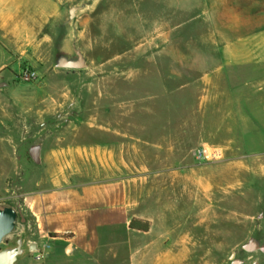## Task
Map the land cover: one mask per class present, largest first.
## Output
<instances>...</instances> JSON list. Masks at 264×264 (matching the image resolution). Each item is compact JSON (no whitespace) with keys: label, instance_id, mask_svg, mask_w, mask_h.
I'll return each instance as SVG.
<instances>
[{"label":"rangeland","instance_id":"obj_1","mask_svg":"<svg viewBox=\"0 0 264 264\" xmlns=\"http://www.w3.org/2000/svg\"><path fill=\"white\" fill-rule=\"evenodd\" d=\"M65 1L64 20L42 27L43 0H0L1 132L41 129L47 109L56 131L60 110L100 115L108 104L114 120L129 116L131 134L151 136L145 162L175 158L209 180L208 233L195 235L185 264H264V0ZM187 9H204L208 20H188ZM24 32L31 44L20 41ZM25 69L34 80H21ZM207 71L215 84L209 100L201 83ZM57 142L51 136L50 151ZM137 152L130 139L131 165L142 162ZM27 156L19 149V163ZM36 174L19 165L17 181L0 195V209L17 212L0 249L22 234L29 244L26 205L36 188L27 178ZM169 189L173 210L178 203L181 223L190 225L180 212L193 219L196 206L183 204L181 184ZM37 251L15 264H42Z\"/></svg>","mask_w":264,"mask_h":264},{"label":"crops","instance_id":"obj_2","mask_svg":"<svg viewBox=\"0 0 264 264\" xmlns=\"http://www.w3.org/2000/svg\"><path fill=\"white\" fill-rule=\"evenodd\" d=\"M65 7V0H43L36 25L58 26L57 20L65 18ZM190 11L185 15L188 20H208L204 9L196 14ZM20 37L22 42H33L26 32ZM44 41L51 39L47 36ZM201 83L209 100L215 84L208 71ZM62 102L60 107L65 108L67 103ZM106 108L103 114L88 116L67 115L62 109L56 131H50L48 109L43 111L41 129L7 135L0 130V195L17 181L19 165L37 173L27 178L36 191L27 197L32 221L25 230L28 243L45 252L42 264H185L195 235L208 233L210 210L204 202L209 201V180L194 178L197 168L178 166L175 158L159 164L145 162V139L151 136L145 129L131 134L125 125L129 116L114 120ZM115 122L121 125H109ZM72 125L74 130H66ZM51 136L58 140L52 151ZM130 139H137V155L142 158L137 165L129 161ZM19 149L28 155L20 163ZM179 184L183 204L196 206L193 219L185 210L180 212L191 220L190 225L181 223L178 203L175 210L171 206L169 188ZM195 218L200 221L193 223ZM133 219L147 222L148 231L131 230Z\"/></svg>","mask_w":264,"mask_h":264},{"label":"water","instance_id":"obj_3","mask_svg":"<svg viewBox=\"0 0 264 264\" xmlns=\"http://www.w3.org/2000/svg\"><path fill=\"white\" fill-rule=\"evenodd\" d=\"M17 212L11 207L0 209V245L12 233L16 227ZM25 235L22 234L15 242L14 246L5 245L0 249V264H15L17 260L23 257L27 251L34 252L37 249L35 243H30L27 246L24 242Z\"/></svg>","mask_w":264,"mask_h":264},{"label":"built area","instance_id":"obj_4","mask_svg":"<svg viewBox=\"0 0 264 264\" xmlns=\"http://www.w3.org/2000/svg\"><path fill=\"white\" fill-rule=\"evenodd\" d=\"M35 73L31 72L29 69H25L22 73H21V80L25 81V82H30L32 80L35 79ZM201 155V154H200ZM37 259H43L45 252L44 251H37Z\"/></svg>","mask_w":264,"mask_h":264},{"label":"trees","instance_id":"obj_5","mask_svg":"<svg viewBox=\"0 0 264 264\" xmlns=\"http://www.w3.org/2000/svg\"><path fill=\"white\" fill-rule=\"evenodd\" d=\"M141 223H143V222L133 219V220H131V222L129 224V228L131 230H138L141 232H147L148 228H149V224L147 222H145L141 225Z\"/></svg>","mask_w":264,"mask_h":264}]
</instances>
